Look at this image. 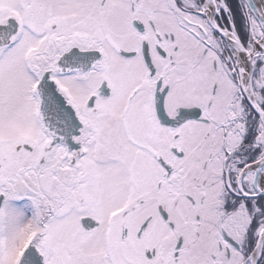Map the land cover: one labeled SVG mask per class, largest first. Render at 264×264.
Segmentation results:
<instances>
[{
	"label": "snow or ice",
	"instance_id": "1",
	"mask_svg": "<svg viewBox=\"0 0 264 264\" xmlns=\"http://www.w3.org/2000/svg\"><path fill=\"white\" fill-rule=\"evenodd\" d=\"M0 264H264V0H0Z\"/></svg>",
	"mask_w": 264,
	"mask_h": 264
}]
</instances>
